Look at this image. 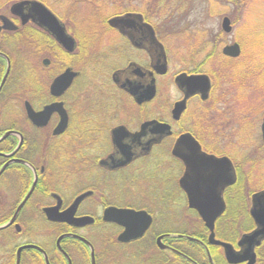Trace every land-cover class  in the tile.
<instances>
[{"label":"flooded vegetation","instance_id":"af4514ba","mask_svg":"<svg viewBox=\"0 0 264 264\" xmlns=\"http://www.w3.org/2000/svg\"><path fill=\"white\" fill-rule=\"evenodd\" d=\"M127 12L140 14L141 21L123 32L108 19L99 21L102 26L97 27L80 22L75 31L70 18L55 11L74 39L71 51L31 18L23 22L9 8L0 12L15 26L0 30V226L13 218L0 229V264H185V260L205 264L187 257L182 245L184 236L202 232L206 240L196 237L197 244L208 264H216L217 258L228 264H248V260L227 262L222 247L208 242L209 229L198 210L189 206L180 184L187 175L186 163L172 154L177 138L188 133L205 154L227 157L232 169L218 174L204 156L199 160L203 168L194 173L200 194L212 202L208 187L215 180V196L224 204L214 221V237L225 241L216 230L236 231L239 238L255 228L249 211L251 195L264 187V179L250 189L254 184L248 168L259 176L264 156L257 155L250 162L249 156L257 149L248 152V107L247 116H237L232 103L217 106L231 114L222 117L214 105L224 101H211L214 89L226 81L217 73L236 71L216 67L215 38L214 47L202 59H198L200 44L193 47L181 42L173 54L167 37L174 31L162 29L159 22L163 21L153 22L152 13L127 10L115 15ZM173 59L177 68H172ZM67 69L72 73L68 84L53 93L52 83ZM180 75L207 76L206 98L196 82L179 87L176 78ZM170 82L178 95L170 108L166 102L154 114L155 101L167 92ZM238 87L240 92L246 88ZM182 99L184 108L174 118V103ZM27 106L39 114L38 123L29 116ZM151 121L168 124L170 133L157 131L159 127ZM260 138L264 148L261 132ZM236 155L240 156L236 159ZM83 193L69 215L71 205ZM245 204V216L234 212L233 205ZM109 207L144 211L151 222L139 237L120 240L124 226L105 219ZM69 216L92 221L74 225L59 219ZM187 220L188 228L183 227ZM71 235L83 237L90 245ZM238 238L229 242L235 249H239ZM158 240L168 248H162ZM261 243L254 247L253 264ZM209 246L217 249L211 251Z\"/></svg>","mask_w":264,"mask_h":264},{"label":"water","instance_id":"95a60500","mask_svg":"<svg viewBox=\"0 0 264 264\" xmlns=\"http://www.w3.org/2000/svg\"><path fill=\"white\" fill-rule=\"evenodd\" d=\"M10 12L20 16L23 22L31 18L32 21L36 22L39 26L49 31L55 37L58 43L61 44L65 49H67L68 51H71L73 49L75 43L73 37L65 31L63 23L42 2L38 0H18L11 4ZM0 19L2 21V24L0 25V30L1 28H15L10 19L5 15H0ZM140 21L141 15L136 13H125L123 15L113 16L108 19L110 25L120 28L123 32H125L127 28L137 27ZM221 28L225 32H229L231 30L230 20L228 17L225 16L222 18ZM148 29L149 32H151L150 34H152L149 25ZM129 36H131V34H129ZM222 52L225 55L236 57L240 53V48L238 43L235 42L232 44L225 45L222 48ZM163 65L165 67V63H163ZM160 66H162V64ZM8 70L9 67H7L6 72H8ZM71 76L72 73L70 72V70H65L63 74H61L54 80L51 86V91L53 93H60L68 84ZM195 82L199 86L200 92L202 93V98H206L209 89V81L207 76L198 75L185 77V75H180L176 78V83L179 87H183L184 85L191 86V83L194 84ZM191 92L192 90H189L185 94V97H187ZM184 101L185 100L182 99L174 103V107L172 109L174 118H178L179 114L183 110ZM48 109L50 110L51 107H48ZM27 111L31 119L36 122L39 117V114L33 113L29 106H27ZM150 123H154L156 124L155 126L159 127L156 129L157 131L166 134L170 133L168 124L158 123L157 121H151ZM58 127L59 128L57 131L61 129V125L59 124ZM260 130L262 140L264 142V114L260 125ZM172 154L184 160L186 163L185 174L187 175H184L180 179V184L187 193L189 199V206L198 210L206 227L209 229L208 242L213 245L221 246L225 258L229 263H238L248 260V264H253L255 261L254 247L259 245L264 239V188L253 193L251 196V206L249 211L254 220L255 228L252 231L241 235L240 239L237 242L239 249H235L231 243L221 241L214 237V221L224 209V204L221 197L215 196V189L213 186H215L217 183L214 180L213 185L211 187H208L209 191H211L209 192V195L213 197L212 202H208L206 196L201 195L200 190L197 189V182L194 175L195 171L197 172L200 167L203 168V165L199 163V160L201 158L204 159V156H207V158H209L210 161H207V163L211 165V167L215 171H217L218 174H220L222 170L226 171L229 170V168L232 169L231 161L227 157H216L214 155H207L201 152L198 143L188 133L182 134L177 138L172 148ZM34 184L35 181L30 191L26 195L25 199L32 191ZM85 195L86 193H83L76 198V200L69 209V215H72L74 213L76 205L78 204L80 199H82V197H84ZM105 214V219L107 221L116 222L124 226V230L119 234L118 237L120 240L123 241L133 239L142 235L151 222V217L144 211H135L132 209H115L114 207H109L108 209H106ZM59 219L66 220L67 222H70L74 225H83L92 221L91 219H87V217L75 218L73 216ZM12 221L13 218L6 225H9ZM6 225L4 224L0 226V228L5 227ZM71 236L76 237L85 242L86 244L90 245L89 241H87L83 237L77 235ZM186 237L189 240H197L192 236ZM61 238L58 239V244ZM157 242L162 248H168L165 244L161 243L160 240H158Z\"/></svg>","mask_w":264,"mask_h":264},{"label":"rangeland","instance_id":"374dc122","mask_svg":"<svg viewBox=\"0 0 264 264\" xmlns=\"http://www.w3.org/2000/svg\"><path fill=\"white\" fill-rule=\"evenodd\" d=\"M116 2H113L112 4L108 6H104L100 8L102 10V13H97L94 10H91V5L86 4H80L78 3L77 9L80 10L79 14L81 16H84L85 21H82L86 23L88 26H102V24H98L99 21H104L108 18H111L113 15H115L117 6H121L120 9H123L124 4H127L125 1L115 0ZM152 0H132L130 3L131 7H133L136 11H143L147 10L149 8H145V5L150 3ZM184 4V9L179 11L177 16L173 18L174 21H171L167 18H163L160 16L158 21L159 24L162 25V29H167L170 31H174V34L170 33L171 35L167 37V34L165 36L169 39V44L171 46V53H175L176 49L179 48V43L181 42H187L190 45L200 46L202 47L201 53L199 54L198 59H202L205 57L206 53H208L211 48H213V39L215 38L218 40L217 46H216V53L220 56L221 55V48L230 42L237 41L240 43V36L243 34L244 31L247 30V33H250V41L246 43H253L254 45L251 46V53L254 55V57H257L259 53L264 52V0H182ZM68 3L58 2L57 7L55 11L58 13L60 17L63 16L67 18V16L70 18L71 28L76 31L77 21L74 17V11H71ZM123 5V6H122ZM88 7V8H87ZM128 7V5H127ZM119 8V7H118ZM153 8V7H152ZM150 8V9H152ZM54 11V10H53ZM54 11V12H55ZM124 11V9H123ZM118 14V13H117ZM223 16H228L232 22L233 30L231 33H224L221 30V21ZM156 17V14L155 16ZM87 19L89 20L87 22ZM153 22H156L157 20L152 19ZM81 22V21H80ZM79 22V23H80ZM92 22V23H90ZM165 22V23H164ZM221 32V34H220ZM105 36L112 37L111 34H106ZM246 38V37H244ZM242 40V39H241ZM242 50V48H241ZM177 53V52H176ZM216 57L213 59L214 63H216V67L221 69L222 67H226L227 70L229 69H239L240 66L232 60L229 59L226 61L223 59L222 55L219 57L215 55ZM250 56V54L248 55ZM248 56H246L248 58ZM219 57V58H218ZM243 58H245L244 51L242 50V53L240 55V58L236 61H241ZM174 62H172V68H177L178 63L173 59ZM36 64V60L34 62ZM215 65V64H214ZM237 72H242L238 70ZM226 73V72H225ZM263 72H260L261 75ZM239 76H241V73H239ZM244 84H246L245 90L242 88L241 92L238 91L240 85L238 84V81L235 80L233 84L234 88L230 87L232 85L225 84L224 82L220 83L216 89H214V93L212 95L211 101H224V103H220L218 105L214 106H224L227 107L228 102L232 103L233 106V112L237 114V116H247L246 115V107H248V115L251 120L249 122V142L250 145L248 152L254 151L257 149V151L253 154H251L250 162H253L257 155H263L264 156V148L260 147L261 145V138H260V132H259V126L261 122L262 113L264 110V81L262 82H252V79L248 76L244 77ZM240 77L238 78V80ZM223 80H227L226 78H223ZM222 81V80H221ZM238 85V86H236ZM163 95V96H162ZM178 93L175 88V86L172 84V82L169 83V86L167 88V92L162 94L160 93V96L156 99L154 104V114H157L158 112H161V104L169 105V108L172 106L173 101L176 99ZM227 104V105H225ZM217 107V108H218ZM239 107V109L235 110L234 108ZM218 111L223 112L222 117L225 116H231L229 112H224L222 109L218 108ZM231 111V113H233ZM227 113V114H226ZM233 113V115H234ZM243 113V114H242ZM219 115V114H218ZM188 121H184L185 125H187ZM189 124V123H188ZM217 145L219 143L217 142ZM243 155H246V152H244ZM240 156V155H238ZM235 156L236 159L238 157ZM261 161V160H260ZM258 162L257 166L261 170V162ZM244 166L248 167L249 163L244 162ZM256 166V167H257ZM255 168V167H254ZM247 169V168H245ZM251 171V180L254 185L250 187V189H254L253 187H256L258 183H256L259 179H262L259 184L262 183L264 179V168L262 169V172L257 176L255 173L253 175V170ZM257 176V177H255ZM250 180V181H251ZM192 220L195 219L194 217H190ZM188 218V219H190ZM189 220L186 221V224L183 226L186 228L188 225ZM176 223H171L172 226H175ZM183 225V224H182ZM178 227V226H177ZM54 240V238H53ZM187 250H189L186 246H183Z\"/></svg>","mask_w":264,"mask_h":264},{"label":"trees","instance_id":"16d2710c","mask_svg":"<svg viewBox=\"0 0 264 264\" xmlns=\"http://www.w3.org/2000/svg\"><path fill=\"white\" fill-rule=\"evenodd\" d=\"M16 0H0V12H2L3 10H5L6 8H8V6L14 2ZM42 1L44 4H46L50 9L54 10L57 7V3L58 2H63V3H68L70 5L69 8L71 11H74V17L76 18L77 21V25H80L79 22L81 21H85V17L81 16L79 14L80 10L77 9V5L78 3H82V4H86V5H91L90 7L92 8L91 10H94L97 13H102L100 10V8L102 7H106L110 4H112L113 2H116L115 0H40ZM120 1H125L127 4H124V7H122L124 9V11L127 10H133L134 8L131 7L130 3L132 2V0H118V2ZM128 5V7H127ZM123 6V5H122ZM119 7V8H118ZM121 6H117L116 8V12H121L123 11V9H120ZM153 7V8H152ZM88 8V7H87ZM145 8H149L146 11L143 10V12H148L149 14H153V17L151 19H154L158 21V19L160 18V16H165V19H169L170 22L174 21L173 18H175L177 16V14L179 13V11L184 9V4L182 0H152L149 4L147 3L145 5ZM152 8V9H150ZM156 14V17H154ZM89 20L87 19V22ZM77 35V34H76ZM250 33H247V30L243 32V34L240 36V45L242 47V50L244 51L245 54V58H243L241 61H236L237 59H232L235 63L236 66L237 64H239L240 68L239 69H233L236 72H218L217 76L221 77L220 79L223 80V78H226L227 80L224 82L225 84H229V85H235L233 84L235 80L238 81V84H244V77L245 76H249L252 79V82H262L264 81V52L263 53H259L257 57H254V55L251 53V46H253V43H246L250 41ZM246 37V38H244ZM242 39V40H241ZM35 48V47H34ZM33 48V49H34ZM250 54V56H248ZM248 56V58L246 57ZM248 62V65L247 63ZM223 69H227L226 67H222ZM238 70L242 71V72H237ZM260 72H263L261 75ZM239 73H241V76H239ZM240 77V79L238 80V78ZM246 204L245 205H233V209L235 213L239 212V215L241 216H245L246 215ZM234 231V232H229V233H221L219 230H216V234L217 237L228 241V242H232L234 243L235 240H237L239 234ZM196 237H198L199 239H203L206 240V235L202 232V234H195ZM183 246H186L189 250H187L186 248H184V253L191 258L193 261L199 262V263H205L208 264L206 262V258H205V254L204 251L201 249V247L194 241H189V240H182ZM211 251H215L217 249V247L215 246H209ZM258 251V256H257V262L255 264H264V241L261 243V245L257 248ZM216 264H228L225 262L224 259H216L215 260ZM185 264H190L189 262H187L185 260Z\"/></svg>","mask_w":264,"mask_h":264}]
</instances>
